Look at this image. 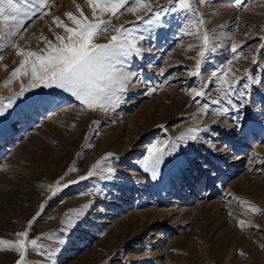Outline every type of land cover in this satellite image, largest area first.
Wrapping results in <instances>:
<instances>
[{
	"label": "rangeland",
	"instance_id": "374dc122",
	"mask_svg": "<svg viewBox=\"0 0 264 264\" xmlns=\"http://www.w3.org/2000/svg\"><path fill=\"white\" fill-rule=\"evenodd\" d=\"M191 5L163 14L162 27L147 21L168 0H129L115 16L99 7L93 15L88 0H28L11 13L16 20H0V105L13 100L0 116V240L21 231L40 238L23 264H264V0ZM81 9L144 37L123 65L131 78L117 106L88 109L66 91L32 89L30 64L6 83L25 59L18 48L43 54L49 41L59 45L69 34L55 19L76 27L66 13L82 19ZM204 32L212 51L193 76ZM213 72L239 81L227 98ZM248 74L261 83L245 89ZM22 84L28 90L13 95ZM192 89L205 95L194 102ZM165 140L177 148L154 180L142 161ZM19 258L0 245V264Z\"/></svg>",
	"mask_w": 264,
	"mask_h": 264
},
{
	"label": "snow or ice",
	"instance_id": "6c2138e0",
	"mask_svg": "<svg viewBox=\"0 0 264 264\" xmlns=\"http://www.w3.org/2000/svg\"><path fill=\"white\" fill-rule=\"evenodd\" d=\"M28 0H0V20H16L17 17L11 13H19L21 4H27ZM89 4L93 7V15H95L96 8L99 7L101 11H108L112 16H115L122 8L129 4V0H88ZM133 3L138 6H147L149 0H132ZM204 2V0H200ZM41 3L46 6V0H41ZM168 3L172 5L170 8H161L154 12V18L147 21L149 25L163 26L162 15L167 11H188L191 9V0H168ZM178 3L179 7H176ZM237 3H242V0H237ZM129 11H137L138 8H128ZM81 16L83 17V11ZM153 10L149 8V12ZM69 19L73 21L76 27H68L63 25L59 18L55 19V23L58 26H63L65 31L69 34L66 38L58 36L60 41L59 45L48 42L49 48L43 54L35 51H24L19 49L18 55H23V59L20 65L14 69L11 76L6 83H10L21 70L25 68V65H31V75L28 80V87L35 89L41 86L45 88H56L70 93L80 103L88 109H100L107 111L109 107H115L119 104L121 99V93L126 89L127 82L131 78V74L126 72L123 65L126 63V58H130L133 54L139 55L141 53L138 42L143 40L144 37L137 35L134 30L126 29L124 25L114 27L111 25L110 20H96L90 21L87 17L77 18L72 13H66ZM143 20L144 17H138ZM199 24H203L201 19ZM112 29L116 32L107 43L98 44L94 42V38L103 31ZM192 34V33H186ZM199 34V33H197ZM204 43L199 45L202 49L199 52V57L195 64V71L191 75L195 76L200 73L203 60L205 58L206 51H212L208 47L209 37L206 32L203 33ZM193 47V45H189ZM264 47V45H261ZM238 50L237 45L232 46L233 54H236ZM253 62L255 58L253 57ZM27 74V72H25ZM227 73L218 75L216 72L212 73L216 82L221 85L224 97L227 98L229 93L234 90L235 85L239 83L238 80L229 81L225 79ZM249 82L244 84L243 87L248 89L254 84L261 83L260 80H256L248 74ZM28 87L21 85L19 93L13 95H23ZM193 91V101H197V97L204 96L203 90ZM216 104L220 103V100L213 101ZM231 103V100H229ZM247 103V101H244ZM243 105H241L242 107ZM13 107V100L8 98L6 105H0V116L6 114V112ZM205 108L208 105H204ZM227 111V109H224ZM237 121L239 116L236 117ZM198 129H189L190 133H195ZM185 134H181L178 139H183ZM190 139L196 140L197 136L192 134ZM161 142L157 141L146 150V155L143 158L142 166L146 172L151 173L152 179H157L160 175L161 166L165 163V158L172 155L177 146L172 143L171 140L163 141V146H160ZM112 154H107L110 157ZM106 159V158H102ZM102 160L97 161L92 165V169H97ZM74 171L75 169H71ZM108 172L114 171L112 168L107 169ZM93 171H89L88 176H92ZM86 177H80L85 179ZM63 177L61 178V180ZM76 181H71L75 183ZM59 184V181L57 182ZM67 187V185H65ZM55 195V192H53ZM243 203V202H242ZM43 207V206H42ZM253 211L259 212V209L252 206ZM39 215V213L37 214ZM35 220V217L33 218ZM33 221H29L31 225ZM240 225L243 227L244 222L240 221ZM17 240H0V245H7L9 248L15 249L20 253V258L17 264H23L25 260V253L27 246L30 245L32 250H38L41 245L38 244L39 237L28 239V232L21 231L16 233Z\"/></svg>",
	"mask_w": 264,
	"mask_h": 264
},
{
	"label": "bare ground",
	"instance_id": "6f19581e",
	"mask_svg": "<svg viewBox=\"0 0 264 264\" xmlns=\"http://www.w3.org/2000/svg\"><path fill=\"white\" fill-rule=\"evenodd\" d=\"M16 126L15 127H13V131L15 130V131H18V130H23L24 129V123L23 124H20L16 129ZM242 158H244L243 156H240L239 157V160H243ZM239 163V162H238ZM236 167V166H235ZM238 171V170H237ZM237 171H235V172H237ZM239 172V171H238Z\"/></svg>",
	"mask_w": 264,
	"mask_h": 264
}]
</instances>
